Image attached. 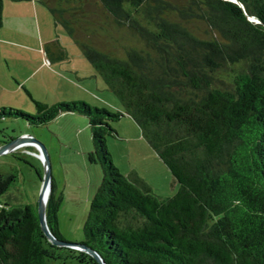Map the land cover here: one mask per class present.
<instances>
[{
	"label": "trees",
	"instance_id": "1",
	"mask_svg": "<svg viewBox=\"0 0 264 264\" xmlns=\"http://www.w3.org/2000/svg\"><path fill=\"white\" fill-rule=\"evenodd\" d=\"M38 1L123 106L46 103L26 88L35 113L0 106V117L32 124L60 112L86 116L88 158L101 178L80 242L106 264H264V0ZM2 8L0 0V26ZM44 51L67 57L56 37ZM124 113L178 182L173 194H157L112 161L106 136H118L111 122ZM15 180L0 171V264H99L84 249L50 242L37 202L2 197ZM58 200L51 180L46 222L66 240Z\"/></svg>",
	"mask_w": 264,
	"mask_h": 264
},
{
	"label": "rangeland",
	"instance_id": "2",
	"mask_svg": "<svg viewBox=\"0 0 264 264\" xmlns=\"http://www.w3.org/2000/svg\"><path fill=\"white\" fill-rule=\"evenodd\" d=\"M27 1H32L35 8ZM27 1L3 0L0 106L35 113L34 103L25 90L22 87L12 89L11 86L15 83L12 73L18 72V69L24 71V66H32L36 59L28 50L26 57V51L15 50L12 55L8 43L31 46L39 44V38L52 36L65 47L67 57L50 61L54 72L43 67L30 78L29 87H25L31 95L46 103L83 100L90 105L123 111L116 95L106 87L73 38L60 24L54 22L49 9L38 0ZM14 5H21L18 15L10 13ZM111 125L117 130L118 136L107 135L106 146L118 169L125 174L135 169L157 194H173L178 182L141 136L136 121L124 113ZM22 133H30L45 146L51 166L53 193L59 198L57 220L63 238L76 242L83 240L82 223L90 198L101 178L99 164L88 158L92 145L86 116L74 111L60 112L40 124L29 123L20 117H0V144ZM31 149L35 151L32 152L34 155ZM37 152L34 144L25 142L0 153V171L16 173V180L2 197L8 195L13 203L35 205L40 184L37 168L42 172V162L37 159Z\"/></svg>",
	"mask_w": 264,
	"mask_h": 264
},
{
	"label": "water",
	"instance_id": "3",
	"mask_svg": "<svg viewBox=\"0 0 264 264\" xmlns=\"http://www.w3.org/2000/svg\"><path fill=\"white\" fill-rule=\"evenodd\" d=\"M237 1V0H235ZM253 18L255 16L252 15ZM29 142L31 144H34L36 148L38 149L37 155L40 158L42 162V172L39 175L40 178V184H39V189L37 193V214H38V219L39 223L41 226V229L43 230L44 234L46 235L47 239L56 244H70L75 247L84 249L88 251L90 254H92L99 264H106L101 255L92 247L87 245L86 243L80 242V241H67V240H62L58 239L54 236V234L50 231L47 222H46V215H45V210H46V200L48 197V194L51 189V166H50V161L48 154L46 152L45 146L38 141L33 135L30 133H22L16 137H13L3 143L0 144V153L8 151L12 149L13 147L21 144Z\"/></svg>",
	"mask_w": 264,
	"mask_h": 264
},
{
	"label": "crops",
	"instance_id": "4",
	"mask_svg": "<svg viewBox=\"0 0 264 264\" xmlns=\"http://www.w3.org/2000/svg\"><path fill=\"white\" fill-rule=\"evenodd\" d=\"M22 1L25 2L27 0H22ZM27 2H29V4L35 8L36 5L32 1L31 2L27 1ZM6 4L7 3H5V6L7 7ZM8 6L11 7L10 5H8ZM20 6L21 5H14L13 12H10V13H12L13 15H18V13H21L20 12V8H21ZM47 37L46 38H39L40 43L31 45V46L30 45L29 46L22 45L19 43H8L10 45V48H8V50H11L10 52L12 55L15 54V50H16V52H19V51L25 52L26 51L25 55L23 54L26 57V55L28 54L27 53V50H28V51L32 52V54L34 55V58L36 59V61H33V65L31 64L32 66H30V65L24 66L23 65L25 68L24 71L20 72L22 69H18V72L12 73V76L14 77V81H15L14 85L11 86L12 89H19L21 87L24 89L26 87H29L28 81L30 80V78L34 77L36 75V73L38 72V70L43 68V67H46L49 72H54L52 70V68L50 67L51 64H49L51 60H49V58L47 57V55L44 51L45 42L52 39V36H47Z\"/></svg>",
	"mask_w": 264,
	"mask_h": 264
}]
</instances>
